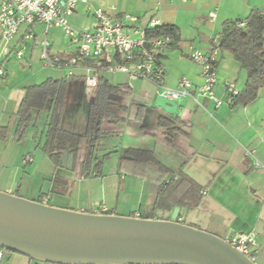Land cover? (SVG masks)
Listing matches in <instances>:
<instances>
[{"label":"crops","instance_id":"0c3cea01","mask_svg":"<svg viewBox=\"0 0 264 264\" xmlns=\"http://www.w3.org/2000/svg\"><path fill=\"white\" fill-rule=\"evenodd\" d=\"M263 8L264 0H84L79 2L69 22L78 31L91 30L96 24L95 12L103 9L117 18L136 17V23L128 24L134 38L138 36L135 30L150 29L152 20H158L161 26L177 27L181 35L179 47H167L160 56L167 70L160 85L175 89L181 77L190 79L195 87L203 84L201 67L191 58L194 50L210 52L226 21L246 20ZM43 32L40 25L31 29L23 26L8 45L0 42V64L7 71V76L0 78V128L9 129L5 137H0V191L31 201L44 197L42 203L46 205L78 212L133 218L170 220L174 209L179 208L181 224L226 241L239 233L252 234L257 241L256 264H264V171L256 169L254 159L247 155V151L255 149L256 158L264 164V89L255 102L233 106L234 98L227 85L234 84L242 92L247 82V72L235 57L219 49L215 93L223 104L217 108L207 98H200L198 103L193 98H184L176 101L178 114L155 107L159 94L154 82L139 80L129 89L127 75L104 76L111 85L121 87L120 93L126 96L127 103L144 108L146 116L142 126L131 124L130 116L121 122H104L109 134L100 142L96 156L125 157L128 149L149 151L170 172L167 180L182 173L200 187L198 206L170 207L158 202V180L139 179L131 186V183L124 185L123 177L121 182L112 177L105 183L106 176L93 179L85 178L80 171L74 173L71 160L67 166L63 165L68 185L52 191L57 169L49 159L46 145L55 106L49 102L45 109L33 110L24 134L18 136L17 113L25 88L48 80L65 81L61 129L76 134L86 131L97 91L87 93L81 77L67 78L64 72L43 67L40 58ZM29 33L35 37L27 38ZM65 37L61 29L50 30L53 55L69 57L76 53L77 46L69 37L66 44ZM20 52L22 57L18 56ZM114 76L121 77L119 84L111 82ZM121 95L113 99L120 103ZM162 114L179 118L178 130L166 132L159 128ZM63 157L74 154L68 150ZM122 185L126 190L120 189ZM56 201L69 202L74 208L51 204ZM144 205L155 214L162 213L163 218L143 216ZM0 264L33 262L18 254L4 253Z\"/></svg>","mask_w":264,"mask_h":264},{"label":"water","instance_id":"95a60500","mask_svg":"<svg viewBox=\"0 0 264 264\" xmlns=\"http://www.w3.org/2000/svg\"><path fill=\"white\" fill-rule=\"evenodd\" d=\"M155 107L178 114L177 102L161 96ZM179 215V208L170 220L91 214L0 191V249L33 264H256Z\"/></svg>","mask_w":264,"mask_h":264},{"label":"trees","instance_id":"16d2710c","mask_svg":"<svg viewBox=\"0 0 264 264\" xmlns=\"http://www.w3.org/2000/svg\"><path fill=\"white\" fill-rule=\"evenodd\" d=\"M244 21L246 26L238 27V24ZM146 37L148 40L169 38L171 42L168 47L172 49L178 48L181 42L179 29L171 25L147 29ZM218 48L232 54L247 72L246 86L234 98L233 106H247L255 102L260 91L264 89V16L255 11L246 20L226 21L219 36ZM66 88V83L62 80H48L39 85L26 87L25 96L17 113V135L21 137L31 121L33 110H43L49 102L55 106L46 145L49 159L57 169L52 191L56 188H65L69 183L63 177V155L66 151L74 154L71 169L74 173L80 171L85 178H101L103 177L101 172H92L91 169L96 163V170L101 171L103 165V159L95 157L100 142L109 134L104 129V122H121L130 116L133 117L131 124L142 126L146 116L144 108L127 103L126 96L120 93L121 87L113 86L103 78L94 94L86 131L76 134L62 130L61 108L64 105ZM117 95L122 96V102L113 99ZM178 122L179 118H173L169 114H162L158 119L159 128L166 132L178 130ZM8 130L7 127L0 128V137H5ZM110 158L104 156V159ZM121 170L131 172L132 175L135 174L144 180H158L160 185L157 196L160 205L196 207L201 201L200 187L193 180L182 173L167 180L170 172L149 151L126 150L125 157H121ZM43 198L36 202L42 203ZM3 252L13 253L7 250ZM28 259L35 263L34 260Z\"/></svg>","mask_w":264,"mask_h":264},{"label":"built area","instance_id":"2783aa9c","mask_svg":"<svg viewBox=\"0 0 264 264\" xmlns=\"http://www.w3.org/2000/svg\"><path fill=\"white\" fill-rule=\"evenodd\" d=\"M81 1L84 0H2L0 42L6 46L20 33L23 26L31 29L40 25L44 27L40 42L43 67L64 72L67 78L81 77L87 93L96 92L105 75L124 74L128 76L129 89H133V83L136 81H152L158 86L159 96L168 100L193 98L198 103L200 98H207L214 102L217 108L223 104L215 93L218 83L216 70L218 40L210 52L194 50L191 55L193 61L201 67L203 84L200 87H195L187 77H181L175 89L167 88L160 85L167 73L165 66L160 62V56L169 46L170 39L148 40L146 30H135L138 36L134 38L128 31V24L136 23L138 21L136 17L117 18L103 9L95 12L96 24L93 29L76 31L70 25L69 17L75 13ZM260 14L264 16V8ZM159 26L161 23L158 20H152L150 29ZM245 26V21L238 24L240 28ZM53 28L61 29L77 46L74 55L62 57L51 53L48 36ZM34 37V33L27 35V38ZM18 56L22 57V53H18ZM6 76L7 71L0 64V78ZM227 90L232 98L239 94L234 84H228ZM247 155L254 159L256 169L264 171V164L256 158L255 149L247 151ZM27 159L30 160L31 157ZM228 243L256 263L257 241L252 234H236ZM3 255L4 252L0 249V260Z\"/></svg>","mask_w":264,"mask_h":264},{"label":"rangeland","instance_id":"374dc122","mask_svg":"<svg viewBox=\"0 0 264 264\" xmlns=\"http://www.w3.org/2000/svg\"><path fill=\"white\" fill-rule=\"evenodd\" d=\"M73 29L76 30V31H78L74 27H73ZM65 39H66L65 40L66 44H68L69 43L68 36H66ZM30 71L31 70H29V72ZM111 82L114 83V84H119L121 82V77L120 76H114V77L111 78ZM89 104L90 103L88 102L87 106H89ZM95 158H98L100 160L103 159V165H102L101 171H100V169H97L96 170V167H95V164L96 163H95L92 166L91 171L93 170L92 172H101V174L103 176H106L105 178H108V179H107V181L105 183H109V181L112 179V177H114V179H112V180H116L117 182H121V177H123L126 180L125 183H124V185H126V183L127 184H130L131 183L130 184L131 186L133 185V183L136 182V180H139V179L140 180H144L143 178H140V177L136 176L135 174L132 175L131 172L128 173V171L121 170V157H111L110 159H104V157H95ZM70 160H71V166H72L73 165V157H63V165H66ZM145 181H148V180H145ZM145 183H147L146 185L148 187L150 186L149 185V182H145ZM119 187H120V185L118 183V188L117 189H119ZM120 189L124 190L125 189V186L122 185ZM122 195L124 196V194H122ZM114 198H116V194L114 195ZM51 204L74 208V205L70 204L69 202H59V201H56V202H51ZM142 214H143V216H146V217L156 216V218H163V216H164L162 213H156L155 214L146 205H144L143 208H142ZM11 254L17 255L15 253H11Z\"/></svg>","mask_w":264,"mask_h":264}]
</instances>
